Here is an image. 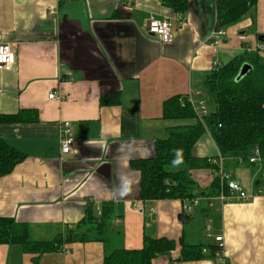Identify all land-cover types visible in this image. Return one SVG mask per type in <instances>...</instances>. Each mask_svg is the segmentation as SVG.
<instances>
[{"label":"crops","instance_id":"obj_1","mask_svg":"<svg viewBox=\"0 0 264 264\" xmlns=\"http://www.w3.org/2000/svg\"><path fill=\"white\" fill-rule=\"evenodd\" d=\"M149 19L171 21L170 44L147 35ZM215 25L213 0H186L183 13L164 0H0L2 41L15 55L11 70H0V116L23 111L36 119L0 123V139L25 155L0 178V217L27 225L32 240L48 241L74 229L89 204L96 211L109 204L116 247L139 250L144 237L174 244L151 264H217L208 256L219 235L228 264H264V196L222 207L199 198L191 214H181L183 201L140 200V172L131 166L151 158L169 128L193 123L164 118L167 99L190 97L197 110L203 100L213 113L204 77L244 51L264 60V0L252 16L223 28L217 45L209 39ZM64 122L74 138L67 155L59 144ZM192 156L217 159L207 133ZM239 158L223 160L229 180L248 195L264 191V163ZM189 174L202 190L215 176L211 169ZM184 245H205L206 252L182 261ZM103 256L99 242L65 244L38 261L19 245H0V264H102Z\"/></svg>","mask_w":264,"mask_h":264},{"label":"trees","instance_id":"obj_2","mask_svg":"<svg viewBox=\"0 0 264 264\" xmlns=\"http://www.w3.org/2000/svg\"><path fill=\"white\" fill-rule=\"evenodd\" d=\"M166 6L183 13L186 0H164ZM257 0H213L216 12V30L239 23L252 16ZM224 30V29H223ZM243 66L248 72L239 80L237 76ZM203 91L212 100L214 112L198 119L184 96L167 99L163 105L166 119L188 121L181 126L169 128L164 140L154 143V155L144 160L132 161V168L140 172L139 194L142 201L180 200L210 198L219 195L224 187L214 176L208 189L202 190L191 179L189 172L211 169L217 166L209 159L195 158L192 149L205 133L209 135L218 151V157L240 156L238 162H249V151L258 150L264 163V60L258 52L244 51L226 65L210 71L203 80ZM27 112L15 116H0V123L35 122V117H26ZM196 116V117H195ZM254 150V151H255ZM25 159V155L0 139V178L9 175L14 167ZM179 161L173 164V161ZM257 164V163H256ZM224 166V165H223ZM113 208L101 205L98 211L89 204L83 219L66 233L48 241H35L30 237L29 227L0 217V245H19L26 254L36 255L59 251L63 245L79 242H99L103 245L102 264H151L152 260L174 249V244L164 238H143L139 250L116 247L113 239L119 231L113 226ZM205 245H184L182 261L202 258ZM217 245L210 248L208 257L215 258Z\"/></svg>","mask_w":264,"mask_h":264},{"label":"built area","instance_id":"obj_3","mask_svg":"<svg viewBox=\"0 0 264 264\" xmlns=\"http://www.w3.org/2000/svg\"><path fill=\"white\" fill-rule=\"evenodd\" d=\"M179 21V20H178ZM180 22V21H179ZM147 35L149 37L155 38L161 44H170L173 41V29L172 23L169 20H156L149 19L147 25ZM225 35V31L223 29L214 30L210 34V41L212 44L217 45L222 37ZM15 63V56L12 48L2 42V36L0 34V70L10 71L12 66ZM54 98V93H51L48 96V99ZM188 102L194 108V113L196 114L198 119H203L208 115L206 103L203 100L198 102V110L195 109L193 102L190 97L187 98ZM62 137L60 139V153L62 155H67L72 152V148L74 145V138L72 136V132L70 129V124L68 122H64L62 124ZM250 163H260V154L258 150L254 151V157L249 159ZM208 163L211 165L217 166V171L214 172V175L219 178L220 183H224L227 191H221L218 196L213 199H210L209 206L213 207L212 201H217L221 207L225 203H243L250 199H254L258 196H264V191L260 193H255L254 195H248L245 191H243L242 187H240L236 182L230 181L228 175L223 170L222 159L218 157L217 159H209ZM199 202V198H195L192 200H187L183 202L181 207V214H191L193 210L197 207ZM208 231V230H207ZM214 241L217 243L218 250L215 253V258L217 264H228L227 261L221 257V251L223 247L222 237L214 236ZM206 250H202V253H205Z\"/></svg>","mask_w":264,"mask_h":264},{"label":"water","instance_id":"obj_4","mask_svg":"<svg viewBox=\"0 0 264 264\" xmlns=\"http://www.w3.org/2000/svg\"><path fill=\"white\" fill-rule=\"evenodd\" d=\"M258 41L262 44H264V35H261L258 37ZM249 70V67L248 66H243L237 76V80H239L240 78H242ZM178 220L180 222H187L188 221V217L187 216H184V215H180L178 217Z\"/></svg>","mask_w":264,"mask_h":264},{"label":"bare ground","instance_id":"obj_5","mask_svg":"<svg viewBox=\"0 0 264 264\" xmlns=\"http://www.w3.org/2000/svg\"><path fill=\"white\" fill-rule=\"evenodd\" d=\"M1 34V33H0ZM2 36V35H1ZM221 41V40H220ZM3 42V41H2ZM15 56V55H14ZM232 181V180H231ZM235 182V181H234ZM221 185L224 187V189H225V191H227L226 190V187H225V184L224 183H221ZM223 191V190H222ZM224 192V191H223ZM220 194V193H219ZM218 196V195H217ZM216 197V196H215ZM215 197H211V199H213V198H215ZM214 202H217V201H214ZM213 202V203H214ZM223 206V205H222Z\"/></svg>","mask_w":264,"mask_h":264},{"label":"rangeland","instance_id":"obj_6","mask_svg":"<svg viewBox=\"0 0 264 264\" xmlns=\"http://www.w3.org/2000/svg\"><path fill=\"white\" fill-rule=\"evenodd\" d=\"M207 99H208V98H207ZM207 102H208V100H207ZM208 106H209V108H212V107H213V103L209 101ZM208 112H209V110H208ZM210 113H211V112H209V114H210Z\"/></svg>","mask_w":264,"mask_h":264},{"label":"clouds","instance_id":"obj_7","mask_svg":"<svg viewBox=\"0 0 264 264\" xmlns=\"http://www.w3.org/2000/svg\"><path fill=\"white\" fill-rule=\"evenodd\" d=\"M178 162H179L178 160L177 161H173V164H176ZM125 183H127V181H125ZM121 194L123 195L124 193L122 192Z\"/></svg>","mask_w":264,"mask_h":264}]
</instances>
